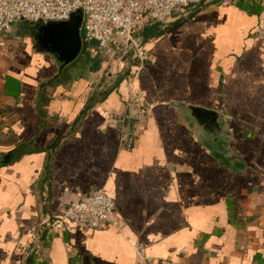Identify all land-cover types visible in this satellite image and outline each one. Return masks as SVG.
Returning a JSON list of instances; mask_svg holds the SVG:
<instances>
[{
  "label": "crops",
  "instance_id": "0c3cea01",
  "mask_svg": "<svg viewBox=\"0 0 264 264\" xmlns=\"http://www.w3.org/2000/svg\"><path fill=\"white\" fill-rule=\"evenodd\" d=\"M239 1L156 24L160 34H139L148 58L127 53L124 68L85 69L84 53L56 76L50 55L9 53L0 264H264V0ZM175 102L226 117L222 146ZM101 187L121 231L68 222L29 254L37 222ZM136 241L146 246L141 263Z\"/></svg>",
  "mask_w": 264,
  "mask_h": 264
},
{
  "label": "built area",
  "instance_id": "2783aa9c",
  "mask_svg": "<svg viewBox=\"0 0 264 264\" xmlns=\"http://www.w3.org/2000/svg\"><path fill=\"white\" fill-rule=\"evenodd\" d=\"M236 3L238 0H0V95L7 81L4 61L9 54L5 38L13 24L26 18L34 23L68 20L81 9L83 22L81 36L84 47L97 44L103 63L111 69L124 68V55L145 61L148 54L139 34L148 26L159 24L162 29L196 7L207 3ZM79 223L89 228L114 227L121 231L123 222L116 212L115 199L105 188H97L63 203L53 216L41 219L34 228L30 255H38L43 247L44 234L63 232L67 223ZM138 263L148 260L146 246L134 243ZM166 264H172L167 261Z\"/></svg>",
  "mask_w": 264,
  "mask_h": 264
},
{
  "label": "water",
  "instance_id": "95a60500",
  "mask_svg": "<svg viewBox=\"0 0 264 264\" xmlns=\"http://www.w3.org/2000/svg\"><path fill=\"white\" fill-rule=\"evenodd\" d=\"M27 34L35 42V48L40 53L53 55L59 63L60 75L63 70L85 53L81 36L83 11L73 12L68 20L41 21L34 23L26 18ZM174 106L184 113L190 123H193L198 134L203 135L209 142L222 146L227 138L225 129L227 118L216 110L195 106L182 102H175Z\"/></svg>",
  "mask_w": 264,
  "mask_h": 264
},
{
  "label": "rangeland",
  "instance_id": "374dc122",
  "mask_svg": "<svg viewBox=\"0 0 264 264\" xmlns=\"http://www.w3.org/2000/svg\"><path fill=\"white\" fill-rule=\"evenodd\" d=\"M20 26L21 25L19 23L13 24L12 29L8 30L7 33L5 34V38L9 46V53L11 52L15 56H17V54L22 52L25 48L31 47L30 39L25 34L24 30L20 29ZM13 40L15 42L12 43ZM9 59L13 60V58L9 57L8 54L6 56L5 61L6 62L9 61ZM78 61L79 60L77 59L76 61L73 62V64L74 63L77 64ZM79 64L85 69H88L89 67V63L86 60H84V64L83 62H80ZM110 68L111 66L109 65L106 70L109 71Z\"/></svg>",
  "mask_w": 264,
  "mask_h": 264
},
{
  "label": "trees",
  "instance_id": "16d2710c",
  "mask_svg": "<svg viewBox=\"0 0 264 264\" xmlns=\"http://www.w3.org/2000/svg\"><path fill=\"white\" fill-rule=\"evenodd\" d=\"M239 2L244 4V5H252V6L257 4V2L255 0H240ZM146 28H145V30H143L141 32L142 35H144L145 37L156 36L162 32V30H160V28L157 25H154L151 28H147V29ZM20 29H25V32H26L27 24L22 22ZM85 53L86 54L84 55V57H85L86 61L89 63L90 70H92V71L99 70L101 67V63H102L103 58L98 57V55H97V54H99L98 49H96L94 46H92L91 50L89 52L85 48ZM54 81H56V79L52 80V83ZM6 82H7L6 87H11L13 85V82H15V81H13V80L11 81V79L8 77Z\"/></svg>",
  "mask_w": 264,
  "mask_h": 264
},
{
  "label": "flooded vegetation",
  "instance_id": "af4514ba",
  "mask_svg": "<svg viewBox=\"0 0 264 264\" xmlns=\"http://www.w3.org/2000/svg\"><path fill=\"white\" fill-rule=\"evenodd\" d=\"M24 30V32H25V29H23ZM25 34L27 35V37L30 39V41H31V48H34V50H36L37 51V49L35 48V42L33 41V39H32V37L31 36H28V34H27V31L25 32ZM45 54H47V55H50V54H48V53H45ZM50 56H52L53 58H54V56L53 55H50ZM55 59V58H54ZM56 60V59H55ZM57 61V60H56ZM57 63H58V61H57ZM58 65H59V63H58Z\"/></svg>",
  "mask_w": 264,
  "mask_h": 264
}]
</instances>
